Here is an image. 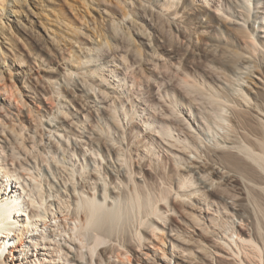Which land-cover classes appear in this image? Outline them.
<instances>
[{
	"label": "bare ground",
	"instance_id": "6f19581e",
	"mask_svg": "<svg viewBox=\"0 0 264 264\" xmlns=\"http://www.w3.org/2000/svg\"><path fill=\"white\" fill-rule=\"evenodd\" d=\"M216 2L199 8L220 11ZM229 9L221 19L237 34L227 79L208 88L175 67L180 89L158 87L155 109L133 100L141 86L132 64L100 65L93 48L64 59L49 84L56 107L29 127L16 107L29 96L0 84V264H117L127 242L152 250L139 253L143 264H264V0H232ZM206 28L198 20L197 31ZM72 88L84 100L75 109L64 97ZM133 117L152 134L136 159L154 147L156 161L165 158L157 195L144 191V167L132 168ZM142 232L160 244L144 246Z\"/></svg>",
	"mask_w": 264,
	"mask_h": 264
},
{
	"label": "rangeland",
	"instance_id": "374dc122",
	"mask_svg": "<svg viewBox=\"0 0 264 264\" xmlns=\"http://www.w3.org/2000/svg\"><path fill=\"white\" fill-rule=\"evenodd\" d=\"M14 1L4 0L0 7V84L15 82L18 90L29 96L23 97L25 106L20 102L16 105L21 110L19 119L27 127L30 122H37L38 114L46 115L43 107H56V98L51 94L49 84L59 78L64 59L69 56L76 59L79 51L86 52L88 48H93V52L99 56L100 65L110 66L111 61L120 64V58L123 62L132 64V76L141 86L134 91L133 100L139 106L148 103L154 109L159 104L156 99L158 87L161 90L159 94L166 91L177 93L180 89L179 82L174 79L175 67H179L200 85L205 83L204 87L208 88L209 85L215 87L225 81L230 72L228 64L233 48L231 46L234 44L231 36L237 32L222 22L221 16L223 13L231 15L232 7H229L232 0H217L220 11L216 10L215 5L208 7L206 4L204 12L199 8L204 0ZM179 4L183 7L180 11L182 16L174 19L172 13L175 8L178 9ZM201 19L207 25L204 33L197 31V22ZM109 68L106 67L105 70ZM103 72L105 82L111 84V75L107 71ZM24 82L28 84L29 90L23 89ZM73 88L64 92V97L72 102L75 109L84 104V100L74 98ZM5 98H10V95H5ZM15 98L18 99V96ZM29 109L32 113L28 115ZM152 117L153 115L151 119ZM90 118L92 120V116ZM157 118L160 119L159 115L154 120ZM141 119L133 117L132 128L128 130H134L135 134L131 135L139 142L138 147L134 145L130 148L132 168L138 173L136 165L144 167L141 176L148 183L144 191L157 195L166 173L165 158L162 155V161H156L153 154H157L160 149L155 143L158 149L154 147V151L149 152V156L143 161L136 159V154L141 155L142 151H146L144 147H140L143 140L152 137L151 133L144 132ZM91 120L90 123H93ZM26 136L25 134L23 137ZM154 138L159 140L156 136ZM239 187L235 182L229 188L230 191L238 192ZM215 197L213 198L218 200ZM238 203L244 207L246 201L240 199ZM134 213L137 214L135 211ZM173 220L176 222V218ZM262 227L264 233L263 221ZM247 229L252 232L250 226ZM142 234L149 240L142 242L144 246L157 242L160 244L159 240H155V243L148 234ZM128 243L130 242L124 243L125 248H119V261L121 259L122 264H127L124 255L127 253L131 264H143L138 259L141 252L152 254L150 248L148 250L140 248L136 243ZM132 244L138 247H133ZM261 246L264 253V242ZM28 258L27 256L26 259Z\"/></svg>",
	"mask_w": 264,
	"mask_h": 264
}]
</instances>
